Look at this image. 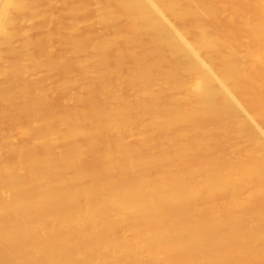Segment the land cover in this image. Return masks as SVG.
<instances>
[{
	"label": "bare ground",
	"instance_id": "obj_1",
	"mask_svg": "<svg viewBox=\"0 0 264 264\" xmlns=\"http://www.w3.org/2000/svg\"><path fill=\"white\" fill-rule=\"evenodd\" d=\"M85 1L47 0L67 19L49 58L19 25L37 0H0V122L19 139L0 129V264H264V0ZM84 23L110 36L75 38ZM42 72L72 105L44 109Z\"/></svg>",
	"mask_w": 264,
	"mask_h": 264
},
{
	"label": "rangeland",
	"instance_id": "obj_2",
	"mask_svg": "<svg viewBox=\"0 0 264 264\" xmlns=\"http://www.w3.org/2000/svg\"><path fill=\"white\" fill-rule=\"evenodd\" d=\"M37 3L40 5L41 9L43 10V17L41 21H38L36 19H33L31 22L28 23H23V22H19V25H21L22 27H29L32 26L33 28L30 30V33L33 36H37L40 41L43 43L44 45V49L48 55V57L50 58V56L56 51L57 47L60 45L63 37L65 36V32H66V26H67V19H63L62 21H54L52 20L54 18V14L58 9H64V7L59 4V3H55L53 5H49L47 0H37ZM93 3L94 0H86L84 2V6H86L87 8L90 9V11L93 8ZM86 17L84 15H74L71 20L74 22H79L80 20L85 19ZM185 23L187 24V18L185 17L184 19ZM41 29H37V25L41 24ZM182 23H178V25H181ZM90 33L93 36L96 37H103V38H108L110 36L111 30L109 28V26L106 24H104L103 26H99V24L97 23H92L89 27L85 26V23L83 25H79V28H77L74 33L73 36L76 38L78 35H80V33ZM20 40L19 39H15L13 42V46L17 47L19 46ZM118 47H121V54H119V62L121 63V61L124 59L127 62V64H121V68H122V72L121 73H125L127 67L130 64V53L132 51L131 46H129L128 44H125L123 42H119V44H115L114 46H112V48L109 51V55L111 57V59L115 58L116 55V51L118 49ZM90 55L92 54V52H90V50H88V52ZM3 56L7 59V61H10L12 59L11 55L8 53H3ZM82 59V57H81ZM28 64V63H27ZM90 71H92V68H89ZM30 71V72H29ZM28 71V73L25 75L26 79H32V75H33V71L32 69H30ZM36 72L34 71V74ZM43 78L42 80H44V82L42 83V91L44 98H45V104H44V109L53 113H58L61 112L62 108H64L66 105H72L73 104V97L74 95L77 94L78 90L76 88H70V90H68L66 93L64 94H59V93H53V90H51L52 86L55 87V85H57L60 81H64L66 79V77L64 76H58L56 79H49L48 77H46V74L44 72L39 73ZM79 74V69L77 67H75L73 69V73L71 76H77ZM92 74L88 75V79H91ZM33 79H36L40 76H33ZM68 78V77H67ZM45 84V85H44ZM45 87V88H44ZM53 87V88H54ZM56 88V87H55ZM55 90V89H54ZM101 101H97V106L96 109H100L102 108V104L100 103ZM1 108V105H0ZM96 109L93 111L96 112ZM7 122L9 123V125L12 124L11 120H3L2 122H0V129H4V127H6V140L11 141L13 144H19V139H17L16 137V133H14V128L15 126H13L14 124H12L10 127L7 124ZM2 123V124H1ZM4 123H6L4 125ZM13 126V127H12ZM8 127V128H7ZM9 136V137H8ZM16 136V137H15ZM137 139V136L135 134H129L128 135V142L133 143L135 140ZM234 140L235 143H233L232 141ZM232 145L234 146V150L238 151H242L244 150V148H246V142L244 140H241L239 138L234 137L232 139ZM241 146H237V144ZM236 144V145H235ZM243 146V148H242ZM61 144H58L57 148L55 149V151H60L62 148ZM242 149V150H241ZM1 153H5V150H3V148L0 147V154ZM99 152H93V151H84L81 155L82 157H85L88 159L87 162L80 164L81 167L86 168V170H94L96 167H98L99 164ZM163 168H171V165L168 161L167 158L163 159ZM25 171V170H24ZM175 171H177V173H179V175H183L184 171L182 170V168H178ZM26 172V171H25ZM109 227V228H108ZM108 229H110V226H107ZM221 230H223L225 227L224 226H220ZM19 256H21V254H19Z\"/></svg>",
	"mask_w": 264,
	"mask_h": 264
}]
</instances>
